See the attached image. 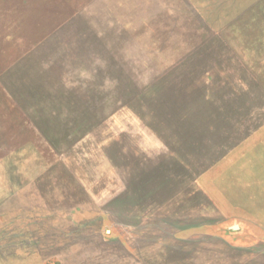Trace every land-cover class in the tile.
I'll list each match as a JSON object with an SVG mask.
<instances>
[{"label":"rangeland","instance_id":"374dc122","mask_svg":"<svg viewBox=\"0 0 264 264\" xmlns=\"http://www.w3.org/2000/svg\"><path fill=\"white\" fill-rule=\"evenodd\" d=\"M0 264H264V0H0Z\"/></svg>","mask_w":264,"mask_h":264},{"label":"water","instance_id":"95a60500","mask_svg":"<svg viewBox=\"0 0 264 264\" xmlns=\"http://www.w3.org/2000/svg\"><path fill=\"white\" fill-rule=\"evenodd\" d=\"M260 42H262V40H261V41H259V43H260ZM238 57H239V55H238ZM233 228H236V226H233Z\"/></svg>","mask_w":264,"mask_h":264}]
</instances>
